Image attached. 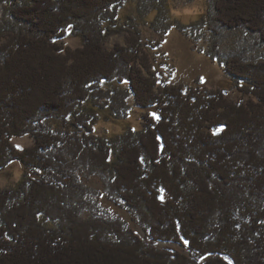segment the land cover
<instances>
[{"label": "trees", "instance_id": "16d2710c", "mask_svg": "<svg viewBox=\"0 0 264 264\" xmlns=\"http://www.w3.org/2000/svg\"><path fill=\"white\" fill-rule=\"evenodd\" d=\"M13 1L0 0V171L18 161L25 173L0 189V264H264V57H224L213 30L207 54L243 96L232 101L162 82L140 33L119 23L127 0ZM154 5L151 27L165 36V0ZM205 13L179 29L214 22L264 48V0H207ZM69 28L81 47L58 42ZM130 98L159 119L144 113L141 130L99 138L98 110L126 119ZM25 136L33 144L20 150L13 139ZM84 170L153 242L187 241L190 254L104 218Z\"/></svg>", "mask_w": 264, "mask_h": 264}, {"label": "rangeland", "instance_id": "374dc122", "mask_svg": "<svg viewBox=\"0 0 264 264\" xmlns=\"http://www.w3.org/2000/svg\"><path fill=\"white\" fill-rule=\"evenodd\" d=\"M155 0H127L119 10V18L123 28H134L141 35L148 51L153 59L155 69L162 82L172 85H185L190 87H208L227 90L228 98L238 101L243 98L236 89L232 80L223 72L219 62L213 61L207 54L210 47V39L213 30L219 33L220 52L228 58L234 54H240L246 58L264 57V48H256L246 33L237 29L230 31L220 27L214 22L204 32L188 30L185 35L179 24L190 27L193 23L206 17L207 0H165V8L169 14L173 27L165 36L155 32L151 23L158 15V7ZM164 0H159L163 2ZM14 2L11 0V3ZM32 3V0H19V4ZM154 6V7H153ZM128 18H131L128 20ZM128 21V23H127ZM192 33H195L192 35ZM67 36L58 42L65 47L75 49L83 45V40L72 34V29L66 30ZM126 31L109 37L105 42V49L112 50L115 44L125 43ZM161 41L159 47L154 43ZM248 97H244L247 100ZM131 109L126 119H117L108 109L98 110V118L95 125V134L103 138H113L125 133L128 129L139 131L143 127V114L149 113L154 120H158L159 114L156 107L142 109L134 104L133 98L129 99ZM14 145L22 150L33 144L29 136L13 139ZM25 169L18 161L11 163L6 169L0 171V189L14 187L23 177ZM80 176L86 184L100 190V211L104 218L121 219L144 241L149 242L160 249H172L189 255L188 245L185 242H153L148 232L133 219L131 213L122 206L112 202L106 196V190L101 179L91 175L85 170ZM166 193L161 199L166 201ZM87 217V215H85ZM113 239V238H112Z\"/></svg>", "mask_w": 264, "mask_h": 264}, {"label": "snow or ice", "instance_id": "6c2138e0", "mask_svg": "<svg viewBox=\"0 0 264 264\" xmlns=\"http://www.w3.org/2000/svg\"><path fill=\"white\" fill-rule=\"evenodd\" d=\"M185 243H187V241H185Z\"/></svg>", "mask_w": 264, "mask_h": 264}]
</instances>
